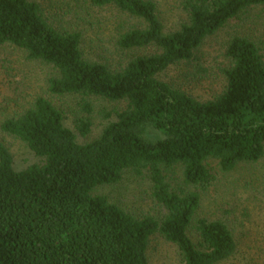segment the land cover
I'll return each instance as SVG.
<instances>
[{
  "label": "trees",
  "instance_id": "16d2710c",
  "mask_svg": "<svg viewBox=\"0 0 264 264\" xmlns=\"http://www.w3.org/2000/svg\"><path fill=\"white\" fill-rule=\"evenodd\" d=\"M112 6L139 21L116 42L133 56L122 69L89 61L80 52L81 35L53 27L33 0H0V46L10 44L29 59L51 65L49 94L98 96L126 101L101 135L75 142L60 111L44 97L0 130L22 141L41 163L15 170L0 141V264H149L147 249L159 233L176 245L184 264H217L236 250L221 220H196L195 244L188 228L200 206L195 190L173 189L168 170L181 166L184 185L214 181L207 160L223 172L264 154V41L234 36L226 45L225 87L198 101L158 78L167 68L195 58L203 40L264 0H185L187 22L165 33L151 0H90ZM81 109L91 112L84 100ZM90 120L78 129L88 132ZM147 173L154 199L167 213L161 219L136 217L104 195L93 194L121 179L125 170ZM264 171V165H263ZM264 193V189H263ZM253 264V263H246Z\"/></svg>",
  "mask_w": 264,
  "mask_h": 264
},
{
  "label": "rangeland",
  "instance_id": "374dc122",
  "mask_svg": "<svg viewBox=\"0 0 264 264\" xmlns=\"http://www.w3.org/2000/svg\"><path fill=\"white\" fill-rule=\"evenodd\" d=\"M38 3L48 22L58 30L76 31L81 35L80 52L84 59L106 64L112 70L122 69L135 55L145 50L123 51L116 42L125 31L141 26L139 21L112 6L96 7L90 0H33ZM162 21L164 32H173L187 22L185 0H151ZM234 36L256 43L264 41V6L255 5L229 20L211 36L205 38L194 52L195 58L170 66L158 75L198 101L213 99L225 87L223 70L230 60L226 45ZM56 72L51 65L29 59L25 51L10 45L0 46V125L7 118L17 117L30 108L37 97L49 99L60 111L63 124L79 144L97 139L103 129L116 120L126 101H109L98 96L77 94L54 96L47 90L48 79ZM91 105V112L81 109L82 101ZM88 118L90 127L82 134L81 119ZM0 141L12 155L15 170L41 163L18 138L0 130ZM215 179L206 186L184 185L181 166L166 171V180L173 189L195 190L200 196L188 235L195 244L200 242L194 230L196 220H221L230 229L236 242L232 256L217 264H264V154L256 162H241L233 170L223 172L216 160H207ZM93 194L104 195L127 213L161 219L167 213L152 195V183L147 173L125 170L121 179L111 185L97 187ZM149 264H184L176 245L159 233L151 236L147 249Z\"/></svg>",
  "mask_w": 264,
  "mask_h": 264
}]
</instances>
